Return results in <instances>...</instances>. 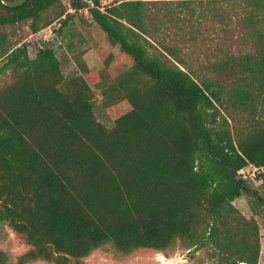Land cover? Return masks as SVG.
Here are the masks:
<instances>
[{"label":"trees","instance_id":"trees-1","mask_svg":"<svg viewBox=\"0 0 264 264\" xmlns=\"http://www.w3.org/2000/svg\"><path fill=\"white\" fill-rule=\"evenodd\" d=\"M104 1L0 0V223L27 246L0 264L107 246L258 264L259 224L233 202L264 206L248 184L254 168L264 182V0ZM83 11L118 46L96 48L100 70L71 39L68 74L49 41L30 57L17 28L64 35Z\"/></svg>","mask_w":264,"mask_h":264},{"label":"rangeland","instance_id":"rangeland-1","mask_svg":"<svg viewBox=\"0 0 264 264\" xmlns=\"http://www.w3.org/2000/svg\"><path fill=\"white\" fill-rule=\"evenodd\" d=\"M65 5H68L70 0H62ZM110 0H106L103 3H109ZM82 13V14H81ZM84 12H80L76 15V18L71 22L72 26L66 27L64 35H59L55 32L58 27V23L55 22L50 28H45L35 35H28V26H23L22 30L17 28L18 35H26V41L28 42V51L30 57H34L37 49L43 45V42L49 41L53 48L56 50L59 57L63 56V53L67 55V62L64 63V73L68 74L76 68L73 53L67 51V43L71 39L74 41L76 50L81 51L82 57L86 64L92 71H98L102 68V61L99 57L96 48L104 47L107 50L118 51V46H113L106 39L104 34L90 22ZM73 29L70 33L69 29ZM27 32V33H26ZM97 102L99 103L100 94L97 92ZM96 116L100 122L105 126L111 127L113 124V117L111 115L106 116L103 114L99 106L95 108ZM252 179H249L248 184L256 189L260 193V196L264 197V182L260 179L259 172L253 170L251 172ZM233 204L244 214L247 218L254 217L260 227L261 236V251L258 264H264V206L259 209L258 214H254L249 197L242 195L237 198ZM27 249V246L22 239L17 236L7 224L0 223V250L4 251L11 261H14L18 255L23 253ZM33 264H47L45 262H36ZM86 264H213L209 259L205 249H184L177 247L174 249L170 256L166 257L162 253H156L151 250H138L129 255H123L116 251L111 246H107L103 249L93 252L87 259Z\"/></svg>","mask_w":264,"mask_h":264},{"label":"water","instance_id":"water-1","mask_svg":"<svg viewBox=\"0 0 264 264\" xmlns=\"http://www.w3.org/2000/svg\"><path fill=\"white\" fill-rule=\"evenodd\" d=\"M27 0H1L2 4L8 7H18L24 4ZM254 195H257V192H253ZM258 199L262 201L261 196L258 195Z\"/></svg>","mask_w":264,"mask_h":264},{"label":"built area","instance_id":"built-area-1","mask_svg":"<svg viewBox=\"0 0 264 264\" xmlns=\"http://www.w3.org/2000/svg\"><path fill=\"white\" fill-rule=\"evenodd\" d=\"M70 11L72 12V10H70ZM83 12H84L85 14H87V11H83ZM254 170L256 171V170H258V169H257V168H254ZM253 176H254V175H253ZM243 177H244V178H247V175L244 174Z\"/></svg>","mask_w":264,"mask_h":264}]
</instances>
